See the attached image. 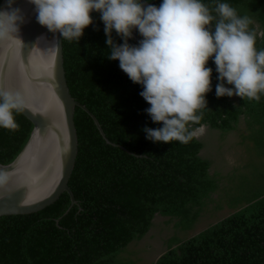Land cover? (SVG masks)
<instances>
[{"label":"trees","instance_id":"obj_1","mask_svg":"<svg viewBox=\"0 0 264 264\" xmlns=\"http://www.w3.org/2000/svg\"><path fill=\"white\" fill-rule=\"evenodd\" d=\"M147 1L157 7L163 2ZM201 2L210 9L228 3L250 17L256 48L264 49V0ZM91 16L79 41L61 36L63 66L71 96L97 118L111 142L90 114L75 106L78 144L67 184L76 202L63 191L40 210L0 215V264H264V93L258 101L218 98L220 81L209 59L207 107L200 110L203 119L189 125L192 131L205 126L202 132L186 144L150 141L143 129L163 125L146 113L150 105L140 96L142 85L129 79L118 60L107 58L105 25L100 13ZM135 35L130 45L143 39L138 30ZM112 38L123 43L115 30ZM14 116L18 129L0 128L3 164L18 154L32 129L22 113ZM232 135L243 153L226 173ZM250 183L263 188L252 197L239 194ZM224 207L233 211L189 234ZM156 215L173 227L161 236L164 250L150 263L133 246L154 226L163 234Z\"/></svg>","mask_w":264,"mask_h":264},{"label":"clouds","instance_id":"obj_2","mask_svg":"<svg viewBox=\"0 0 264 264\" xmlns=\"http://www.w3.org/2000/svg\"><path fill=\"white\" fill-rule=\"evenodd\" d=\"M30 3L35 5L41 25L70 41H79L93 23V11L100 13L110 49L107 58L118 60L129 79L142 85L140 96L150 105L146 113L154 123L163 125L143 129L150 141L186 144L194 138L189 125L203 119L200 110L207 107L205 97L211 91L209 59H213L220 81L215 89L218 98L235 95L258 101L264 93V49L256 48L251 18L238 15L228 3H217L214 9L201 0H163L159 7L144 5L141 0ZM13 4L14 0H7V9L0 10V40L16 33L17 42L22 43L19 24L23 16ZM134 29L143 37L135 46L128 43ZM113 30L122 44L114 42ZM225 82L234 87H226ZM27 108L22 93L0 92V128L18 129L14 113ZM5 180L0 175V183Z\"/></svg>","mask_w":264,"mask_h":264},{"label":"water","instance_id":"obj_3","mask_svg":"<svg viewBox=\"0 0 264 264\" xmlns=\"http://www.w3.org/2000/svg\"><path fill=\"white\" fill-rule=\"evenodd\" d=\"M141 3L152 4L147 0ZM7 7V0H1L0 10ZM12 7L19 8L23 16L19 24L22 43L17 42L16 33L0 40V92L24 95L29 108L20 113L32 123V129L18 154L8 163H0V175L6 177L0 183V215L40 210L63 191L68 193L71 204L76 202L67 184L78 144L75 106L86 110L101 135L111 142L97 118L69 92L60 33L49 31L37 21L35 5L30 0H14ZM132 37L136 38L135 29ZM204 127L197 128L195 135Z\"/></svg>","mask_w":264,"mask_h":264},{"label":"rangeland","instance_id":"obj_4","mask_svg":"<svg viewBox=\"0 0 264 264\" xmlns=\"http://www.w3.org/2000/svg\"><path fill=\"white\" fill-rule=\"evenodd\" d=\"M196 135H197V131H196ZM236 142H237V140L233 135L229 137V141H228V144H226V148H227V155L231 160H230L228 166H225V168H222L223 172H226V173L230 172V170L232 169L231 167H233L234 164L239 163L238 158L240 157L241 153H243V150H242V147L237 145ZM262 188H263V185L261 186V188L258 185H254V187H253V184L250 183V184H248L247 188H245V192H240L239 194H242V196H246V194H247L248 196L252 197V196H254V194H256L258 191H260ZM231 211H233V210L229 209L228 207H224L223 209L214 211V214L213 213L210 214L209 217L206 215V218H204L202 220L203 222L196 225L194 227V229L190 230L189 234H192L194 232L199 231L204 226L208 225L209 223L215 222L216 220L227 215ZM165 219H167V218H164V217H161L158 215H156L154 217L155 223L161 224L162 227L165 228L162 235L159 234L158 228L154 226L152 229L149 230V232L146 235H144L140 239V241L138 243L134 244V246H133L134 248L139 250V252H140L139 254L141 256H143L144 258H147V260H149L150 263L154 260V258L158 254H160L164 250L161 236L166 237L167 235L172 233V227H173L172 222L164 224ZM150 246H152L155 250H152L150 253L146 254L145 251H146V249L147 250L150 249Z\"/></svg>","mask_w":264,"mask_h":264}]
</instances>
